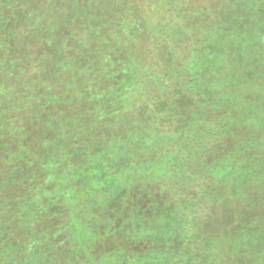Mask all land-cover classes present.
<instances>
[{"label": "trees", "instance_id": "16d2710c", "mask_svg": "<svg viewBox=\"0 0 264 264\" xmlns=\"http://www.w3.org/2000/svg\"><path fill=\"white\" fill-rule=\"evenodd\" d=\"M136 4L138 0H0V264H45L50 258L56 259L57 264H190L199 262L194 258L196 252L207 259L210 252H216L218 257L212 255L211 264H239L240 252L238 256L236 252L248 244L243 237L244 244L236 245L235 233L249 232L250 224H254L253 231L258 235V226L264 225V194H257L254 200L253 193L251 197L233 196L236 188L230 174L220 170L215 177H222V184L226 180L231 199L213 198L212 202L232 211L235 225L226 224L225 229L223 223V228H216L213 241L210 240L214 246L201 244L196 250L190 244L204 242L199 237H193L194 241L181 248L165 240L168 234L184 242L192 240L195 228L208 225L195 218L197 213H190L192 208L199 210V205L190 206L188 197L179 202L172 198L179 208L176 215L180 216L164 214L166 225L159 237L162 246L150 248L140 258L132 249L139 239L137 232L125 225L133 212L141 210L133 208L131 200L121 203L124 212L116 215L117 219L108 218L101 230L96 227L97 246L86 238L87 217H93L92 208L108 180L121 177L125 168L126 186L131 184L135 172L149 178L145 168L136 169L135 161L126 167L118 166L122 171L113 172L112 157L120 152L119 146L124 143L137 151L144 144L155 145L156 138L166 141L162 135L151 138L147 144L144 138L137 141L138 136L104 137L123 110L128 94L135 92L131 82H137L144 71V53L139 48L147 36L140 35L144 20ZM248 11L256 15L253 21L263 23L264 30V0L235 5L232 14L246 18ZM237 21H233L235 27ZM23 42L27 46H21ZM35 46L37 52L32 51ZM31 63L35 68L33 74L28 69ZM174 90L176 95L181 94ZM259 93L263 95L264 89L260 88ZM263 132L259 130L260 142ZM196 133L191 130L183 135L190 148L195 144L202 146L206 137ZM243 149L249 164L258 160L260 154L264 157L262 145L254 149L246 141ZM165 154L168 156L162 166L174 156L171 151ZM183 154L181 162L186 159ZM169 167H165L167 175L163 170L160 176L172 174ZM251 167L244 175V186L253 175L263 173ZM213 168L211 172L216 171ZM181 178L185 181V176ZM173 180L179 183L177 178ZM259 187L264 189V184L256 185V191ZM208 198L211 201L210 196L203 199L208 202ZM248 207L254 216H246L245 223L239 226L242 215L237 214V209ZM258 214L262 220L256 217ZM215 218L213 215L206 221ZM115 220H120L126 241L106 249L112 242L104 245L102 241L115 231L110 229L117 224ZM135 222L140 225L144 221ZM81 230L82 233L78 232ZM150 231L145 233L153 232ZM221 245L225 247L223 254L229 253L227 258L217 252ZM247 262L242 260L241 264Z\"/></svg>", "mask_w": 264, "mask_h": 264}, {"label": "rangeland", "instance_id": "374dc122", "mask_svg": "<svg viewBox=\"0 0 264 264\" xmlns=\"http://www.w3.org/2000/svg\"><path fill=\"white\" fill-rule=\"evenodd\" d=\"M245 1L246 4H251L258 0H138L136 5L144 20L140 35L147 36L139 48L144 53V71L139 82H131L135 92L128 94L123 110L114 125L104 132V137L122 138L126 135L132 139L138 136L136 139H140L137 141L144 138L147 144L151 138L162 135L166 141L156 138L155 145L144 144L142 150L137 151L124 143L119 146L120 152L112 157L111 164L115 168L113 172L118 173L122 171L118 166L126 167L135 161L136 169L145 168L149 172V178L146 175H136L135 172L131 184L126 186L125 168L121 177L114 181L108 180L103 193L99 195V201L92 208L93 217L89 215V222L85 224V229L89 230L86 229V238L92 240L95 246L96 227L101 230L102 226L108 224V218L117 219L115 216L124 212L121 203L131 200L132 207L141 210L133 212L125 225H131L137 232L136 238L139 239L132 249L138 252L135 256L140 258L141 253H148L150 248L162 246L159 237L163 234L161 229L166 225L164 214L170 213L178 218L180 213H176L179 208L172 202L176 199L175 202H179L185 197L189 198L190 206L192 203L199 205V210L192 208L190 213H197L195 218L204 220L208 225L195 228L192 231V240L184 242L182 238L176 239L169 234L165 240L172 241L174 246L181 248L194 241L193 237H199L204 242L201 240V243L194 241L190 244L196 246V250L201 244L206 247L214 246L211 242L216 228H223V223L225 229L226 224L235 225V221H232L233 212L212 202L213 198L231 199L228 195L232 193H228L226 180L222 184V177H215L220 170L222 174H230L236 188L233 196L249 194L250 197L254 195V200L257 194H264L263 188L259 187L256 191V185L264 184V157L260 154L258 160L249 164V158L243 149L246 141L254 149L260 145L264 147V135L261 140L263 142L259 139V130H264V94L259 93L260 88L264 89V30L263 23L253 21L256 15L250 11L246 12V18L250 22L244 20L246 18H242L240 14L237 17L232 14L235 5ZM219 9L225 11L218 13ZM237 19L238 26L235 27L233 21ZM246 23L250 25L249 28ZM216 26L220 28L216 29ZM26 44L23 42L21 46ZM32 51L37 52V47H33ZM28 60L30 62L31 58ZM28 69L33 74L34 65L31 63ZM174 89H178L181 94L176 95ZM191 130L197 132V136H206L201 141L202 146L195 144L190 148L186 143L183 135ZM220 135L222 137L219 138ZM122 148L126 150L121 151ZM167 151L174 153L171 161L166 164L172 169V174L168 177L160 176L163 170H166V175L168 173L166 166L161 164L168 156L165 154ZM182 153L186 156L183 162L179 159ZM159 165L163 168L160 169ZM212 167H215V172H211ZM250 167L253 170L258 168L256 170L263 173L259 176L253 175L248 185L244 186V175H247L246 170ZM184 176L185 181L181 178ZM175 178L179 183L173 182ZM202 196H210L211 201L209 198L208 202L203 198L199 199ZM237 214L242 215L239 226L245 223L246 216L247 219L248 216H254L249 207L245 210L238 208ZM213 215L215 219L206 221L207 217ZM256 217L262 220L261 214ZM139 219L144 221L143 224L140 223L141 226L135 224ZM116 222L110 228H115V231L110 232L108 237L106 235L102 241L104 245L112 242L106 249L115 247L119 241H126L123 227H119L120 220ZM250 225L249 232L235 233L236 245L244 244L243 237L246 238V245L248 244V248L244 245L236 252L237 256L240 252L239 264L242 260H247L249 264H264V225L258 226V235L253 231L255 225ZM145 229L153 230L156 235L153 232L146 234ZM135 231L132 232L133 235L136 234ZM78 232L82 233V230ZM77 237L79 238L78 234ZM98 242L102 243L101 240ZM218 248L217 252L222 256L229 254H223L224 246ZM188 249L190 248L187 246ZM181 251L185 252L183 249ZM190 255L189 258L192 256ZM212 255L218 257L216 252H210L208 259L196 252L194 258L196 262L211 264ZM45 264H57V260L50 258Z\"/></svg>", "mask_w": 264, "mask_h": 264}]
</instances>
